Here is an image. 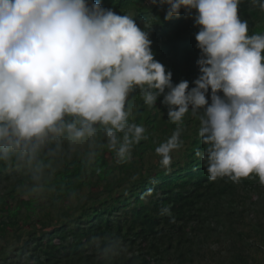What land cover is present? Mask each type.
Returning <instances> with one entry per match:
<instances>
[{"label": "clouds", "instance_id": "1", "mask_svg": "<svg viewBox=\"0 0 264 264\" xmlns=\"http://www.w3.org/2000/svg\"><path fill=\"white\" fill-rule=\"evenodd\" d=\"M240 2L151 0L165 19L183 9L199 29L200 74L190 88L187 80L173 84L148 31L99 0H0V164L26 176L17 191L46 198L75 155L91 165L106 147L117 163L131 160L146 138L130 122L137 89L149 107L160 100L177 125L190 110L198 118L211 180L254 174L264 184V34H248ZM251 2L264 11V0ZM182 130L156 148L162 165ZM95 241L103 264L127 251L119 239Z\"/></svg>", "mask_w": 264, "mask_h": 264}, {"label": "trees", "instance_id": "2", "mask_svg": "<svg viewBox=\"0 0 264 264\" xmlns=\"http://www.w3.org/2000/svg\"><path fill=\"white\" fill-rule=\"evenodd\" d=\"M99 2L148 31L154 58L172 73L173 84L187 80L194 86L200 74L199 29L183 9L168 20L151 0ZM239 16L249 35L264 34L258 5L241 0ZM128 106L130 122L144 126L146 138L127 162L117 163L106 147L91 165L75 155L43 199L23 197L17 187L26 176L0 164V264H103L94 237L126 245L115 264H264V199L255 207L260 202L255 194L260 197L264 186L259 178L211 180L207 146L191 110L177 125L160 100L147 106L139 89L130 94ZM178 126L180 145L164 166L156 148ZM73 192L77 195L70 199ZM163 208L169 214L161 215Z\"/></svg>", "mask_w": 264, "mask_h": 264}, {"label": "rangeland", "instance_id": "3", "mask_svg": "<svg viewBox=\"0 0 264 264\" xmlns=\"http://www.w3.org/2000/svg\"><path fill=\"white\" fill-rule=\"evenodd\" d=\"M263 188V193L260 195V197H259V193L258 192H256V194H255V197L256 198H258V200L257 201H260L259 202V206H255L257 209H259V208H261L262 206H261V204L263 203V199H264V186L262 187ZM240 236L242 237V234H240ZM244 238V237H243ZM251 242H254V240L252 239V240H250ZM1 245V244H0ZM226 253V252H225Z\"/></svg>", "mask_w": 264, "mask_h": 264}]
</instances>
